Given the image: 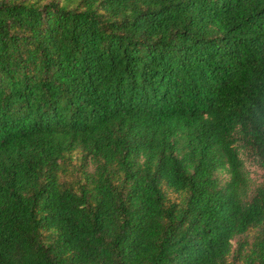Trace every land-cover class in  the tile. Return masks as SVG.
<instances>
[{"label": "trees", "instance_id": "1", "mask_svg": "<svg viewBox=\"0 0 264 264\" xmlns=\"http://www.w3.org/2000/svg\"><path fill=\"white\" fill-rule=\"evenodd\" d=\"M0 264H264V0H0Z\"/></svg>", "mask_w": 264, "mask_h": 264}, {"label": "rangeland", "instance_id": "2", "mask_svg": "<svg viewBox=\"0 0 264 264\" xmlns=\"http://www.w3.org/2000/svg\"><path fill=\"white\" fill-rule=\"evenodd\" d=\"M245 168L249 172V177L251 181V185H255L258 182H260L263 178V173L261 169L258 167L256 163H254L252 160H246L245 161Z\"/></svg>", "mask_w": 264, "mask_h": 264}]
</instances>
